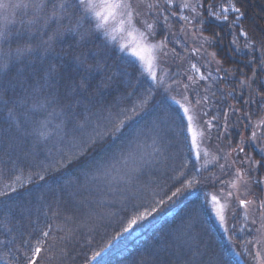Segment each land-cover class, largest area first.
I'll return each mask as SVG.
<instances>
[{
    "label": "trees",
    "instance_id": "16d2710c",
    "mask_svg": "<svg viewBox=\"0 0 264 264\" xmlns=\"http://www.w3.org/2000/svg\"><path fill=\"white\" fill-rule=\"evenodd\" d=\"M210 2L218 4L220 0H204L205 7ZM237 6L242 7L245 12L244 29L250 36L259 38L264 29V0H239ZM204 16L207 17L206 11ZM232 18L230 13L229 20ZM14 27L19 29V23ZM54 27L53 25V29ZM69 27H75V19L71 24L67 20L64 21V28ZM204 27V35L215 31L223 36V40L214 47L205 45L207 52H217V59L224 61V68L236 70L235 78L232 75L225 76L223 71L215 72L214 69L218 65L209 63L212 58L206 56L203 49L206 57L203 59L214 74L208 80L198 82L195 90L207 92V116L217 117L208 135L211 139L205 137V145L221 152L223 156L227 154L228 158H237V161L242 159L244 154L260 160L259 148L256 145L264 147V128L259 127V123L264 121V99L257 95V91H264L260 83L264 80V73L258 70V65L244 66L253 57L248 54L243 36H239L238 46L234 49L230 47L232 37L226 23L209 18ZM38 28L39 25L32 29L31 37L27 33L13 37V57L14 49L25 42L35 50L23 63L15 61L11 72L12 76H15L17 69L24 70L28 75H32L34 80H38V76L33 70L43 74L45 79L39 80V83L44 86L45 92L40 93L37 89L36 93H32L31 90L23 92L17 89L19 95L10 91L5 96L0 90V128L12 126L13 135L23 131L18 128V122L25 120V113L32 109L34 104L46 102L49 84L59 87L63 92L69 81L78 83L81 78L87 80L89 90L76 93L74 99L79 103L74 104L70 112L65 110L62 113L61 105L56 104H52L48 109L53 113L49 116V129L59 134L67 132L65 143L60 145L65 148L63 150L66 154L71 155L67 148L73 146V138L71 139L69 134L73 123L77 124L88 117L85 115L88 112L91 116L97 113L106 115L105 109L116 112L136 105L139 114L135 116L124 135L119 139L110 140L103 152L99 149L92 152L85 158L87 163L82 159L66 168H60L59 171L54 168L45 174L43 180L38 179L35 173L41 171L39 166L42 161H46L45 155L52 148V141H49L47 146L39 144L34 155H28L19 149L0 151V190L9 193L8 196L0 197V241L4 247L2 253H5L7 258L4 264H23V254L28 250L24 241L34 245L41 230L49 229L50 236L37 264H93L91 257L94 252L101 253L97 258L98 264H161L164 261H170L171 264H177V261L187 264L191 261L196 264L201 257L205 260L208 258L204 255L206 252L221 255L225 264H251L253 257L251 256L250 261L248 259L253 252V243L247 245L248 253L241 247V215H228L233 219L232 223L237 225L234 230L226 232L218 223L214 212L203 203L204 192L214 188L210 187L206 180L203 183H194L191 189L185 190L170 202H167L164 195L166 192L170 194V189L174 190V186H179L178 170L185 160L190 161L185 170L186 174L194 173L198 181L216 177L211 166L195 172L194 151L189 153L191 133L184 131L180 120L169 119L170 115L174 114L173 110L179 108L172 98L180 101L182 90L178 89L179 79H185V76L168 71L169 74L164 78L167 82H153L146 74H142L137 61L135 65L129 63L127 54L117 46L115 40L102 32L88 35L91 29L84 21L80 22L76 31H65L50 47L45 46L42 41L48 39L51 31H38ZM77 31L84 34L85 39H81ZM233 31L239 34L238 29ZM2 47L5 52L8 51L7 45ZM242 54L243 58L240 56ZM2 62L4 57L0 56V63ZM50 66L59 69V75L53 73L55 81L48 76L47 70ZM253 70H256L257 78L249 81L251 88L242 86L240 80L251 77ZM241 71L245 75L242 76ZM4 76L5 72L0 71V80L4 79ZM144 97H147L148 104L145 108H140L141 99ZM245 101L248 103L245 104ZM62 103L66 104L67 101ZM180 111L182 115V109ZM91 116L90 119L95 120V117ZM246 116H251V121L246 119ZM222 124H226L227 131L221 127ZM253 130L257 132L255 142H251ZM140 133L141 139L137 136ZM241 136L245 140L243 145L239 144ZM33 139L28 138L29 148ZM143 140L144 145L154 143L151 146V154L160 157V161L155 160V164L150 160L148 164L142 162ZM239 146L244 147L245 153L237 157L233 149ZM132 154L135 161L131 162L133 170L128 173L126 165L131 160L125 162L126 170L119 168L124 167L120 161L132 157ZM173 154L176 156L175 162L170 160ZM54 156H57L55 151L52 153V157ZM116 159L119 163L117 165ZM237 164L239 170L245 173L250 186L249 195L255 200L264 190V184L257 185L254 182L264 181V166L247 172V166L238 162ZM199 165H203L201 158ZM89 175L93 176L95 183L82 186L83 179ZM118 177H121V183L116 181ZM191 178L189 174L188 179ZM71 182L77 186L73 196L70 191L73 187ZM7 184H11L16 191L6 189ZM21 184L24 186L21 187ZM161 197L166 201L163 208L146 220L138 222L133 230L114 241L111 240L114 229L125 212L131 210L132 205H146L150 201L160 200ZM240 211L241 208L238 207L237 213ZM197 216L200 219H197ZM199 231L201 234L197 243L202 245L201 249L193 247L192 239L185 238V232H188L190 237H197ZM246 232L248 233L244 239L253 241V232Z\"/></svg>",
    "mask_w": 264,
    "mask_h": 264
},
{
    "label": "snow or ice",
    "instance_id": "6c2138e0",
    "mask_svg": "<svg viewBox=\"0 0 264 264\" xmlns=\"http://www.w3.org/2000/svg\"><path fill=\"white\" fill-rule=\"evenodd\" d=\"M239 0H220L218 4L208 3L205 7L204 0H195V3H190L189 0H183L182 4L175 5L177 9L184 8L188 9L190 12L195 13L193 19L196 21V26L198 27V32H193L192 39L194 41L200 42L199 47H192L191 52L197 56L201 55V49H204V54L206 56H211V61L209 63H215L218 65L214 71L219 73L223 71L225 76L232 75L234 77L235 69H228L223 67L224 61L217 59V52L208 53L207 49L204 48L205 45L208 47H214L219 41L223 40V36L213 31L210 35H204L205 27L204 25L209 18L226 23L229 28V35L232 37L230 40V47L234 49L238 46L239 36L245 38V47L248 49V54L253 57L250 59L245 67H254L258 65V70L264 73V29H262L259 38L255 35L250 36L249 32L244 29L243 18L245 17V12L242 7L237 6ZM175 4V0H0V56L4 57V62L0 63V71L5 72L4 79L0 80V90L3 91L4 95L7 96L11 91L13 94L19 95L17 89L23 92H28L31 90L32 93H36L37 89L40 93L45 92V88L39 83V80H44L43 74L35 73L38 76V80H34L32 75H28L26 71L17 69L15 76H12L11 68L15 67V61H20L23 63L31 53L34 52V48L27 42L22 46H17L15 51V56L13 57V37H19L27 33L29 37L32 35V29H46L51 31V35L48 36L47 40L42 41V43L50 47L54 41L62 36L65 31H76L80 27V22L84 21L89 25L91 31L88 35L94 33H104L109 38L114 39L112 32L116 29L114 25H119V30L124 31L126 28L131 27L136 28L137 23L141 25L142 30L139 31V40L134 41L133 45H122V49H127L130 47V52L127 53L129 63L135 65L136 61H139L140 70L142 74H146L147 78H150L153 82L163 83L158 81L156 72V54L159 53L161 56H167L166 51V41L169 39L167 35L164 36L163 40L158 42H152L156 37V28L163 31H170L169 19L170 17H176L177 12L172 10V6ZM141 9L147 11L155 17L153 22L148 20H139L137 17L142 15ZM207 12V17L204 16V12ZM167 12V15L164 13ZM232 14L233 18L229 20V14ZM75 19V27L64 28V21L67 20L69 24ZM179 19L185 23L190 20L189 16H180ZM19 23L20 28L16 29L15 24ZM53 25L55 26L53 29ZM233 29H238L239 34ZM183 32L184 30L181 29ZM81 39H85V35L79 33ZM188 34L184 33L185 44L187 43ZM174 43L180 44V40H174ZM185 44H180V47L184 51H188ZM7 45L8 51L5 52L2 46ZM175 54V49L172 50ZM134 58V59H133ZM25 69L27 64L24 65ZM191 68L195 71L196 76H198L199 81L207 80L212 77V72H208L207 76L200 71V68L196 64H192ZM48 76L55 81V76L53 73L59 75V69L50 66L47 70ZM241 75H245L241 71ZM256 70H253L252 76L246 80H240L242 86L251 88V83L249 81L256 80ZM190 84H185V90L193 91L191 98L188 95H183L182 99L184 101L181 104L180 101L175 100L173 97V102L179 106L178 109L173 110V115H170L169 119L172 121L180 120L183 125L185 132L191 133V142L189 145V153H193L195 156V162H193V169L195 172H200L201 168H207L208 165H199L201 158L200 149L197 146V133L193 130L194 121L200 120L208 128H211L212 121L216 120L217 117L213 116L211 120L204 121L203 117L207 116V112L201 107L202 101L206 100L207 97L200 96L195 90V85L198 80L193 76L187 77ZM223 79V77H221ZM261 88H264V80L261 82ZM88 82L85 78H81L78 83H73L69 81L62 92L59 87H55L53 84H49L47 89L48 99L44 104H34L32 109H29L25 113V120L18 122V128L23 129V131L18 132V134L13 135L8 129H3L2 134H0V151H6L8 149L16 150L19 149L21 152H27L28 155H34L35 149L39 144L43 143L47 146L49 141H52V148L48 150L45 155V160L52 159L51 163L47 166L41 164L40 172L35 173L36 177L40 180L45 179V174L50 170L59 171L60 168H66L67 166L73 164L74 162H79L82 159L87 163V157L91 155L92 152L97 149L102 152L105 150L108 142L110 140H115L121 138L129 126L132 124L136 115L139 114L138 107L132 105L130 108H125L116 112L105 109L106 115L102 113L94 114L96 115V121L93 122L89 117H85L81 122L75 125L73 131V141L72 145L77 149V152L71 155L66 154L60 145L65 143V138L67 132L63 134L54 133L49 129V116L53 113L49 112L48 109L52 104L61 105V112L64 113L65 110L70 112L74 104L79 102L74 99L77 92L88 91ZM207 91V89H205ZM234 92V90H233ZM232 94V93H230ZM149 95L151 91L149 90ZM214 95V94H213ZM257 95L264 99V91H257ZM63 101H67L63 104ZM27 103V100H25ZM248 103L247 101L244 102ZM148 104L147 97L141 99L140 108H145ZM188 105V106H185ZM182 109V115L181 110ZM90 111V110H89ZM232 111H237L232 109ZM186 118V122H185ZM246 119L251 121V116H246ZM224 119H227V113L224 114ZM63 124V122H62ZM66 127V125H64ZM221 127L225 128L227 131L226 124H222ZM259 127L264 128V121L259 123ZM90 129V131H89ZM29 137L34 139L31 141V147L29 148ZM187 139V137H185ZM203 139V137H202ZM211 139V137H208ZM257 140V132H251V142ZM78 141V142H77ZM245 143L244 138L241 136L239 144L243 145ZM259 154L261 156L260 160H255L251 155L244 154V147L239 146L234 148L233 151L236 153L237 157L244 154L242 159L233 160L231 163L228 161V155L225 154L222 157H217V160L223 159L224 164H220L219 167L221 171L225 170V167L229 169L232 168L237 162L241 165L247 166L246 171L252 172L260 169L264 166V147H259ZM53 151L56 152L59 159L52 157ZM207 153L205 152V155ZM103 159V157H101ZM190 161L185 160L178 170V180L177 184L179 186H174V190L170 189V194L165 193L167 197V202L172 201L179 195H181L185 190L191 189L194 183H203L205 180L210 187H215L216 182L219 177H208L197 180L194 173H187L186 169ZM58 165L59 167H56ZM191 174L192 178L188 179V175ZM245 173L237 169L234 172V180L229 183L230 188L237 189L236 191L225 192L223 187L219 189L217 193H212L211 191L204 192V205L209 207L210 210L215 212V215L223 224L226 221L225 208L226 204L221 203V199L225 201H231L233 198L238 202V206L244 209V220L248 221V211L249 207L255 209V217L251 219L250 223L252 225H259L256 228H249L248 224L240 229L241 232L245 230L255 232L260 236L264 237V190L261 191V195L256 197L255 200L241 199V196H248L250 194V186L248 181H242V177ZM18 179V178H17ZM186 181V183H185ZM236 181H242L239 187H243L244 191L240 192ZM32 180L29 178V183ZM257 185L264 184V181L256 180L254 181ZM220 184H225V181H220ZM21 187L24 185L21 184ZM6 189L12 192L16 191V188L12 187L11 184L5 185ZM8 191L0 190V197L8 196ZM166 204L164 197L160 200L150 201L148 204L132 205L130 211H126L124 217L120 220L117 227L113 231L111 240L114 241L118 239L122 234L128 233L133 230L134 226L138 222L146 220L149 216L157 213ZM235 216V213H233ZM50 231H43L39 236L35 238L34 245L29 241H24L28 245V250L24 252L23 264H37V260L40 258V254L45 250L44 245L47 243L50 236ZM227 231V228H225ZM231 239V237H229ZM249 243H260L259 239L254 241H245V249ZM51 247V245H50ZM63 251V250H62ZM208 258L205 260L201 257L200 260L196 261V264H225L221 255L216 253H205ZM101 256L100 252H94L91 261L93 264H98L97 258ZM161 264H171L170 261L161 262ZM177 264H180L177 261ZM187 264H192L188 261ZM260 264H264V260H261Z\"/></svg>",
    "mask_w": 264,
    "mask_h": 264
},
{
    "label": "rangeland",
    "instance_id": "374dc122",
    "mask_svg": "<svg viewBox=\"0 0 264 264\" xmlns=\"http://www.w3.org/2000/svg\"><path fill=\"white\" fill-rule=\"evenodd\" d=\"M189 2L195 3V0H189ZM182 3H183V0H175V4L172 6V10L177 12V16L176 17H170V19H169L170 31H167V32L163 31L159 28V26H157V28H156L157 35L152 41V42H158L160 40H163L165 35H167L169 37V39L165 42L166 43V51L168 52V55L167 56H161L159 53L156 54V56H157L156 72H157L158 80L165 81V82L168 81V80L164 79L165 76L169 74L168 71H170V72L173 71L176 74L182 73L185 76V79L184 78L179 79V86L177 85L178 89L182 90L181 97H180L181 104L184 103V101L182 99L183 94L188 95L189 97L191 94H194L193 91L191 90V88L187 91L184 88L185 84H190V81L187 79V77L193 76L195 79L198 80V76H196V73L191 68V65L196 64L197 67L200 68V71L202 73H204L206 76H207L208 72H212V70L209 69L208 64L204 60V59H206V57L203 54V49H201V55H199V56H197L196 54H193L191 52L192 47H199V45H200V42L194 41L192 39V35H191L193 32H198L197 31L198 27L196 26V21L193 19V17H195V13L190 12L188 9H184V8L177 9L176 8L175 5H179ZM141 13H142V15L137 17V21H139L141 19L148 20L149 22L154 21L155 17L152 16L151 14L147 13L146 10L141 9ZM164 14L167 15V12H165ZM180 16H189L190 17L189 22L185 23V22L181 21L179 19ZM114 28L116 30L112 32V36H114L113 40H115L118 43L117 46L120 48L122 45L131 46V45H133L134 41H138L139 40V31L142 30L141 25L139 23H137L135 29L128 27L124 31H120L119 25H114ZM195 28H196V30H195ZM181 29H183L184 31L182 32ZM185 32L188 34L186 44H185V40H184V33ZM174 40H180V44H185V47L188 49V51L187 52L184 51L180 47V44L173 42ZM204 48H205V46H204ZM173 49H175V54L172 51ZM122 50L127 54L130 52V47L127 49H122ZM237 55H239L238 52H237ZM202 56H204V57H202ZM240 56L243 58V54ZM240 56H238V58L242 59ZM137 62L139 63V61H137ZM213 74L214 73L212 72V75ZM204 81H206V80H204ZM198 82H200V81L198 80ZM196 92L199 93L200 96H205V97L207 96V98H208V94H207V92H204V90L202 92L203 95L199 90H196ZM206 100L202 101V104H201V107L203 108L204 111H207V108H209V104L206 102ZM185 106H188V105H185ZM2 108L4 109L5 107L3 106ZM120 110H122V109H120ZM85 115H87L89 118L91 116V114L89 112H88V114H85ZM91 117H95V120H93V122H95L96 121V115L91 116ZM212 117L213 116H211V115H210V117L204 116L203 120L204 121L211 120ZM213 124H214V120L212 121V125ZM75 125H76V123H73L72 128L69 131L71 139L73 138L72 135H73ZM212 128H213V126L211 128H208L200 120L194 121V123H193V130L196 131V133H197V137H196L197 146L201 152V159L203 160V165L205 163H207L208 166L212 167V170H213L214 174L216 175V177H219V179L216 182V186L211 190V192L215 194L219 191V189L221 187H223L225 192L236 191L237 189L229 187V183L234 180V172H235V170L239 169L237 166L238 164L236 163L237 165L236 164L233 165L231 169H229L226 165L225 170L221 171L219 165L224 164L225 161L223 159L217 160V157H222L223 154L221 152L214 151L213 149L209 148V146L205 145V142H204L205 137H208V135H210ZM3 129H8L11 132L12 126H9L8 128H0V134L2 133ZM89 131H90V129H89ZM18 132H20V131H18ZM18 132H16L15 135L18 134ZM141 135L142 134L140 133L137 136H139V138L141 139ZM202 137H203V139H202ZM144 144L145 143L143 140V147L141 149H144V156L142 157V162L144 164H148V160H150V161H153L152 164H155V160L160 161L161 160L160 157L155 156V154H153V155L151 154L152 153L151 146L154 143L151 142V143H147L146 145H144ZM60 147L63 148L62 146H60ZM72 147L67 148L70 150L69 151L70 154L76 152V148L73 147V149H72ZM63 149H65V148H63ZM205 152L207 153L206 155H205ZM54 157L56 159H59V157H57V156H54ZM133 159H134V154H132V157H130L128 159L124 158L123 160L120 161L121 165L124 166L125 162L131 160L126 165L128 173H130L133 170V167L130 166L131 162L135 161ZM175 159H176L175 154L171 155V158H170L171 162H175ZM235 159L237 160V158L229 157L228 161H229V163H231V161H233ZM137 161H139V160H137ZM51 162H52V159L50 158L49 160H46L45 162L42 161L41 164L47 166V164L51 163ZM115 163H116V165L119 164L117 162V159H116ZM126 166L119 167V168L122 170H126ZM105 169H107V167ZM119 171H121V170H119ZM83 180H84V182H83L82 186L84 184L88 185L91 183H93V184L95 183L93 176H90V175L86 176ZM116 181L118 183H121V177H118ZM220 181H225V184L221 185ZM242 181H248L245 175H243ZM242 181H236L238 187L242 183ZM71 184H73V187L70 189V191H71V195L73 196L72 193L75 191V188L77 186L72 182H71ZM93 191H95V190L93 189ZM239 191L243 192L244 188L239 187ZM251 197L252 196H250V195H248V196L242 195L241 199L254 200ZM221 203L226 204V208H225L226 221H225V223L222 224L220 222V220L217 218V216L215 215V212L213 211L218 223L221 225V227L224 230H225V228H227L226 232H228L230 230H234L237 224L234 222L232 223L233 219H230L228 215L231 214L233 216V213H235V215L240 214L241 215L240 218H242V219L240 220L241 223L239 225V232L241 233V236L243 239V241L241 243V247H242V250H244L246 253H248V250L245 249V246H244L245 241H246V239H244V237H246V234L248 233L246 231H248V230L241 232L240 229L244 228L246 223L248 224V227L250 229L256 228L259 226L258 224L252 225L250 223L251 219H253L255 217V209L252 207H249L247 209L249 220L245 221L244 220V211L245 210L241 208V211L239 213H237L239 206H238V202L235 200V198H233L231 201H225L224 199H221ZM197 219H200V217L197 216ZM187 223H189V222H187ZM188 232L190 233V231H188ZM188 232H185L186 233L185 238L192 239L194 241L193 247L196 246L197 248L201 249L202 245L200 246L197 243L198 240L200 239V234H201L200 231L196 235L198 238L195 237V235H193L194 237H190L191 235H189ZM252 236H253V241L256 239H259L260 243H253V252L250 253L248 261H250L251 256H252L253 258L251 259V261H252L251 264H260L261 260H264V237L260 236L259 234L255 233V232H253ZM250 237H248V238H250ZM3 248H4L3 243H2V241H0V253H1L0 257H2L0 264H4L5 259H7L5 253H2V251L4 250ZM247 264H249V262H247Z\"/></svg>",
    "mask_w": 264,
    "mask_h": 264
}]
</instances>
